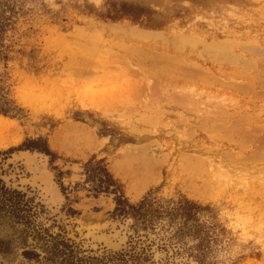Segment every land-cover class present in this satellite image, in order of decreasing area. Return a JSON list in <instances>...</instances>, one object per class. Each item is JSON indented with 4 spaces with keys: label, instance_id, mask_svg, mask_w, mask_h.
Listing matches in <instances>:
<instances>
[{
    "label": "rangeland",
    "instance_id": "obj_1",
    "mask_svg": "<svg viewBox=\"0 0 264 264\" xmlns=\"http://www.w3.org/2000/svg\"><path fill=\"white\" fill-rule=\"evenodd\" d=\"M221 22L244 26L225 34L231 41L263 34L264 52V0H0V95L17 107L0 114V264H264V174L256 177L263 185L248 175L204 200L190 197L184 133L144 124L143 95L126 104L120 88L134 82L117 81V58L105 62L124 30L191 25L208 37ZM251 24L261 26L245 31ZM95 38L106 47L92 55L94 72L78 54ZM75 67L92 71V82L77 79ZM232 92L264 113V88ZM32 142L50 154L26 147ZM139 146L172 158L133 200L113 166ZM190 155L201 160L195 171L205 165L202 185L218 158Z\"/></svg>",
    "mask_w": 264,
    "mask_h": 264
},
{
    "label": "bare ground",
    "instance_id": "obj_2",
    "mask_svg": "<svg viewBox=\"0 0 264 264\" xmlns=\"http://www.w3.org/2000/svg\"><path fill=\"white\" fill-rule=\"evenodd\" d=\"M219 18L225 23V18ZM223 22L215 25L217 33L208 37L203 36L196 27H190L191 25L181 31H167L166 34L124 30L121 38L125 43L110 51L109 56L104 58L108 65L113 62V58L118 59L119 63L116 65H120L121 69L116 77L117 81L134 82V87L125 82L120 88L126 104L132 105L143 95L141 109L144 124H164L175 135L180 131L184 133L183 151L187 153L186 156L189 155L180 162V171L185 176L184 188L190 197L200 200H204L211 192L213 194L224 189L223 185L229 181L231 183L234 179L238 181L239 177L244 179L249 176V179L255 180L253 178L260 173L264 174V133H261L263 128L260 126L264 113L256 111L257 108H245L243 99L239 98L241 96L238 97L232 92L264 88V52L257 45L263 34L256 35L247 43L239 39L231 41L225 34L233 36L237 32L236 28L242 29L244 26H226ZM259 26L261 25L251 24L245 31L250 32ZM245 33L248 32L241 35L245 36ZM96 40L95 38L90 42L94 44ZM154 41L159 44L147 46V43ZM97 43L99 44L98 41L95 44ZM95 44L87 46L86 50L82 48V44L81 50L85 52L78 54L82 61L88 62L90 68L95 66L92 67L94 72L100 63L92 55H100L98 53L105 52L106 47L99 44L97 48ZM86 68H76L80 72L76 71L78 75L73 73L85 85L92 82L94 75ZM98 73L100 70L96 74ZM229 88L232 91H228ZM257 100L255 97L254 102ZM133 111L134 109L129 110ZM181 123H186L187 126L180 127ZM201 136L209 142H192V138L199 139ZM153 151L149 154L146 146L127 149L121 160L113 166L114 172L127 183L128 195L133 200L160 181L166 161L172 158L166 159L159 149ZM191 152L200 155L212 154L218 158L217 161L212 160V173L209 172L202 185H199L198 178L204 174L205 165L195 171L201 160L194 157L192 159ZM245 157L248 162L242 161ZM215 164L217 167L214 168ZM260 175L257 178L263 177ZM256 181L259 183L263 180Z\"/></svg>",
    "mask_w": 264,
    "mask_h": 264
},
{
    "label": "trees",
    "instance_id": "obj_3",
    "mask_svg": "<svg viewBox=\"0 0 264 264\" xmlns=\"http://www.w3.org/2000/svg\"><path fill=\"white\" fill-rule=\"evenodd\" d=\"M1 48V46H0ZM6 97H4V95H0V114L3 115H8L10 112L14 111L17 109V107L15 106L14 103L9 102L8 100L5 99ZM38 142H32V143H28V145L26 147L28 148H37L40 151H42L43 153L46 154H50V151L48 150L46 144L43 147H37Z\"/></svg>",
    "mask_w": 264,
    "mask_h": 264
}]
</instances>
